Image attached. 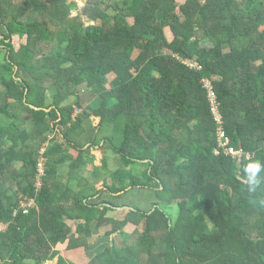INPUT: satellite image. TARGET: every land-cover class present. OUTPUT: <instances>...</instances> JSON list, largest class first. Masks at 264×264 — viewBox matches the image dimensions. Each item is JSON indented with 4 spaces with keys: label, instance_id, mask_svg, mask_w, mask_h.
Instances as JSON below:
<instances>
[{
    "label": "trees",
    "instance_id": "1",
    "mask_svg": "<svg viewBox=\"0 0 264 264\" xmlns=\"http://www.w3.org/2000/svg\"><path fill=\"white\" fill-rule=\"evenodd\" d=\"M73 7L0 0V264H77L57 246L77 249L94 230L109 237L129 223L121 246L86 264H264V183L249 192L243 173L264 164V0ZM15 35L25 38L17 48ZM203 78L229 144L249 158L215 153ZM137 189L145 204L123 200ZM22 196L35 200L27 213ZM123 205L132 208L121 218L108 214Z\"/></svg>",
    "mask_w": 264,
    "mask_h": 264
},
{
    "label": "built area",
    "instance_id": "2",
    "mask_svg": "<svg viewBox=\"0 0 264 264\" xmlns=\"http://www.w3.org/2000/svg\"><path fill=\"white\" fill-rule=\"evenodd\" d=\"M181 62L187 64L190 68L200 69L201 66L197 64L196 61L190 59H180ZM203 87L206 91V98L209 104L210 112L213 116V119L217 125L216 135H217V148L215 149V153L222 152L226 155H229L232 159L239 161L242 157L249 158L248 153H244L241 149L234 148L229 144V137L226 135L223 129V119L220 110V102L218 101V97L216 91L214 89L212 81L208 78L202 79ZM45 145L39 149V157L37 159L36 164V174L34 178V186L36 191H38L42 184V177L45 174L44 169V161L45 158L43 153L45 151ZM35 200L30 196H22L19 201V207L22 212L27 213L28 210L34 205ZM6 225L4 223H0V231L4 230Z\"/></svg>",
    "mask_w": 264,
    "mask_h": 264
},
{
    "label": "rangeland",
    "instance_id": "3",
    "mask_svg": "<svg viewBox=\"0 0 264 264\" xmlns=\"http://www.w3.org/2000/svg\"><path fill=\"white\" fill-rule=\"evenodd\" d=\"M70 1H72V0H70ZM176 1L179 3V2H183L184 0H176ZM85 2H86V0L84 1V4H85ZM84 4H81V5H84ZM74 8L75 7H73L72 12H73V15H76L77 12H79V11H78V9H74ZM91 23L95 24L97 30H101V28H100L101 25H100V21L99 20L97 22L94 21V22H91ZM167 34L169 36L170 35V32L168 31ZM22 42H23V39L22 38H19L17 35L13 36L12 43H13V45L15 47H18V44L19 43H22ZM78 112H79V109L77 110V113ZM97 121H98V118L97 117L93 118V124H96ZM92 151H93V153L95 154V157H96L95 164L96 165H99L100 164V159L102 157V152L98 148H94ZM133 172H134V170H133ZM97 185H98L99 188L102 187V183L101 182H98ZM142 191L143 190H141V189L133 190L130 194H128V196L124 197L123 200H130L135 205L145 204L147 202L146 200L149 199L148 198L149 197V194H146V197L144 198L143 196H141L142 195ZM150 200H151V198H150ZM123 212H124V210H117L116 209V210L111 211V212L109 211V215L116 216V217H120V216L122 217ZM206 224H208L207 223V220H205V224L204 225L206 226V228H209ZM133 229H134V226L132 224H129L126 227L125 232H123V234L115 235V236H113V238H105V239L98 238L99 236L96 237L97 236V232L94 230L93 233H92L94 236L91 238V241H90L91 244H90V246L85 248L86 249L85 252H81L79 254V259L80 260H77V259H73L72 258L73 261L76 262V263L79 262L80 264H82V263L83 264H86V263H88L90 261V259L96 253L102 251L106 246L112 245V244L121 246L123 244V242H124L123 241L124 238L126 236H128L133 231ZM64 243H66V241L63 242L61 246L60 245H58V246L61 247V250H62L63 254H65L68 257H71L70 252L68 253L65 250L66 247H64V245H65ZM55 262H56V260L54 259V260H50V261L45 262V264H55Z\"/></svg>",
    "mask_w": 264,
    "mask_h": 264
},
{
    "label": "crops",
    "instance_id": "4",
    "mask_svg": "<svg viewBox=\"0 0 264 264\" xmlns=\"http://www.w3.org/2000/svg\"><path fill=\"white\" fill-rule=\"evenodd\" d=\"M72 1H74V3H75V8L74 9H78V11L79 12H77V14L78 13H82V10H83V7H84V1L85 0H72ZM81 4H84V5H81ZM72 12V11H71ZM72 15H73V12L71 13ZM76 14V15H77ZM97 30V29H96ZM19 38H21V37H19ZM23 39V42L25 41V38H22ZM61 43V42H60ZM19 44H21V43H19ZM19 44H18V46H19ZM17 48V47H16ZM52 93V91H48V95L50 96V94ZM48 109V108H47ZM49 110V109H48ZM76 112H77V110H75V112H74V114H76ZM98 118V117H97ZM49 136L51 137V136H53V133H49ZM65 166L66 165H62V167L59 169V171H62L64 168H65ZM99 182H103V180H100ZM96 186L98 187V185L96 184ZM99 188V187H98ZM114 210H116V208L114 209ZM114 210H112V211H114ZM117 210H119V209H117ZM111 212V211H110ZM108 214H109V212H108ZM111 216V215H110ZM113 217H115V218H121V216L120 217H116V216H113ZM67 222V224H69L70 226H71V229H72V235H74L75 234V224L72 222V221H66ZM130 224V223H129ZM129 224H127L126 225V227L129 225ZM133 225V224H132ZM134 226V225H133ZM126 227H125V229H126ZM125 229H124V232H125ZM120 233H116V234H112L111 236H109V237H103V236H100V237H98V238H101V239H105V238H113V236H115V235H119ZM97 239V238H96ZM65 245H64V247H66V243H64ZM90 244L91 243H89V244H87L86 246H81V247H79V248H77V249H71V250H67L66 248H65V250L69 253L70 252V254H71V257H68V256H66L65 254H63V252H62V250H61V245L62 244H60V246H57V248L60 250V253L64 256V257H66V258H68V259H70V260H72L73 261V259H77V260H80L79 259V254L81 253V252H85V248L86 247H89L90 246ZM60 247V248H59ZM84 250V251H83ZM67 254V253H66ZM73 258V259H72ZM56 260V259H55ZM74 262V261H73ZM76 263V262H75ZM77 264H80L79 262L77 263ZM83 264V263H82Z\"/></svg>",
    "mask_w": 264,
    "mask_h": 264
},
{
    "label": "clouds",
    "instance_id": "5",
    "mask_svg": "<svg viewBox=\"0 0 264 264\" xmlns=\"http://www.w3.org/2000/svg\"><path fill=\"white\" fill-rule=\"evenodd\" d=\"M262 172H264V164L259 161L253 160L243 165L244 178L249 192H255L264 183L261 179Z\"/></svg>",
    "mask_w": 264,
    "mask_h": 264
},
{
    "label": "water",
    "instance_id": "6",
    "mask_svg": "<svg viewBox=\"0 0 264 264\" xmlns=\"http://www.w3.org/2000/svg\"><path fill=\"white\" fill-rule=\"evenodd\" d=\"M33 108H36L35 106L31 105ZM48 110V109H46ZM116 209H119V210H124V209H131L132 207L131 206H127V205H123V206H116L115 207ZM155 207H153L154 209Z\"/></svg>",
    "mask_w": 264,
    "mask_h": 264
}]
</instances>
